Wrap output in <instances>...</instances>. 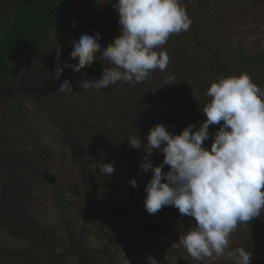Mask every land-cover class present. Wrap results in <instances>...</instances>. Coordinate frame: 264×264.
<instances>
[{
    "label": "rangeland",
    "instance_id": "obj_1",
    "mask_svg": "<svg viewBox=\"0 0 264 264\" xmlns=\"http://www.w3.org/2000/svg\"><path fill=\"white\" fill-rule=\"evenodd\" d=\"M218 1L222 6L217 9L226 20L222 22L226 25L224 30L221 26L218 30L230 39L229 44L238 43L248 53L256 55L263 52L264 0H213ZM2 8L4 6L0 5V10ZM80 36L63 38L53 31L42 53L23 62L8 83L0 87V116L7 102L13 101L23 110L31 127H36L34 140L37 137L45 145L53 144L58 156L44 163L23 148L13 151L9 145H0V264H35L36 258L48 259V253L51 254L48 264H149V257L157 264H236V249L242 248L248 228L237 227L230 234L229 247L223 256L213 255L197 261L182 246L174 248L172 244H178L173 238L176 232L195 223L194 218L182 217L172 206L149 214L143 202L132 199L129 177L145 182L140 164L131 160L140 150L129 146L128 137L136 135L142 144L146 143L144 138L149 129L161 123L165 105L157 106L141 122L137 120L139 130L136 125L128 130L124 128L122 120L131 113L130 104L114 106L117 107L115 115L108 112L113 104L108 95L111 85L99 91L81 89L86 104L81 108L72 105L78 95L75 83L98 79L103 68L112 67L97 53L91 70L85 67L81 72L73 73L70 68H64L60 79L56 80L57 62L61 68L65 63H78L70 58V53L73 42ZM100 38L103 48L109 41L101 35ZM190 52L194 61L204 65L200 55L193 49ZM65 79L70 81L73 92L58 91ZM153 81L156 84L158 76ZM200 97L204 102H210L208 96L204 99L201 94ZM82 109H85L84 115ZM209 133L211 139L215 133L211 126ZM88 137L94 138L93 145L110 157L109 163L114 167L111 175L103 176L102 173L100 181L87 176L84 153L92 147ZM114 148L123 159L113 157ZM153 153L162 154L157 150ZM100 160L101 163L104 161L97 155L92 161L93 170L99 168L95 164ZM129 162L133 167L125 173L128 176L119 180L121 183H112L111 178H118L127 168L124 164ZM53 178L66 199L76 204L72 208L77 209L80 216L70 208L55 205ZM258 219L261 233L251 248L259 264H264V213ZM53 227L57 229L60 241L50 235ZM42 232L46 233L42 236Z\"/></svg>",
    "mask_w": 264,
    "mask_h": 264
},
{
    "label": "clouds",
    "instance_id": "obj_2",
    "mask_svg": "<svg viewBox=\"0 0 264 264\" xmlns=\"http://www.w3.org/2000/svg\"><path fill=\"white\" fill-rule=\"evenodd\" d=\"M113 7L119 36L101 48L98 33L82 34L70 53L78 63H65L61 68L57 62L56 80L64 68L78 73L90 67L97 53L112 67L103 68L98 79L79 81L81 89L99 91L118 81L134 86L151 79L153 71L167 69L170 58L157 49L170 35L187 31L192 23L180 0H115ZM174 81V74L164 78L165 86ZM58 91L73 92L70 81L63 80ZM205 94L211 99L202 108L206 119L198 129L189 124L175 135L163 124H156L146 134V143L136 135L128 137L129 146L144 153L140 170L152 174L144 188V208L155 214L172 206L182 217L194 218V227L179 235V243L173 246H182L197 261L223 256L238 225L264 213V91L241 73L212 82ZM217 124L220 127L206 149L209 127ZM153 150L163 154L156 166L150 162ZM95 165L104 174L114 172L111 163ZM165 165L169 166L166 172ZM129 184L137 187L134 178ZM236 257V264H250L249 250L236 249ZM149 264L157 261L149 257Z\"/></svg>",
    "mask_w": 264,
    "mask_h": 264
},
{
    "label": "trees",
    "instance_id": "obj_3",
    "mask_svg": "<svg viewBox=\"0 0 264 264\" xmlns=\"http://www.w3.org/2000/svg\"><path fill=\"white\" fill-rule=\"evenodd\" d=\"M114 2L115 0H0V5L4 6L0 10V87L8 83L11 75L23 62L42 53L53 31L63 38L98 33L111 43L113 38L120 34L117 10L113 7ZM180 3L186 8V13L192 23L187 31L170 35L166 44L157 49V51L167 52L170 58L167 69L164 72L158 69L153 71L151 79L134 86L118 81L108 90V95L110 94L113 103L109 106V113L115 115L117 107L114 106L119 103L131 106V113L122 120L126 130L135 125L139 130L140 123L137 120L140 119L141 122L148 114L151 115V112L160 104L165 105L160 124H163L170 133L178 135L189 124L195 125L193 130L198 129L204 117L199 116L203 113L202 108L206 104V101L204 102L200 96L202 94L205 99V93L211 83L220 78L246 73L264 91V51L256 55L248 53L238 43L229 44L230 39L225 38L221 30H218L220 26L223 30L226 27L225 24H222L226 20L217 9L222 6V3L213 2V0H193L191 3L187 0H180ZM190 49H193L204 59L202 61L204 65L194 61ZM93 65L89 67L90 70ZM260 68L263 70L261 71ZM169 74L175 75V81L174 84L165 86L164 78ZM156 76H158V82L154 84L153 80ZM74 85V88L78 89V95L72 105L81 108L86 104L85 97H82L80 85L76 83ZM65 104L71 105L69 102ZM84 108L87 109V107ZM85 109H82L83 115L86 113ZM21 110L13 101L7 102L6 108L0 116V145L3 147L9 145L11 150L23 148L44 163L58 158L53 144L45 145L37 137L34 140V136L37 135L34 132L36 127H31V123H28V118H24V112ZM211 127L213 132H217L220 125H211ZM212 139L213 137L204 141L206 149H210ZM88 140L91 142L94 138L90 140L88 137ZM90 144L92 147H89L84 153V162L87 161V176L90 175L94 180L100 181L102 172L99 168L93 170L90 164L96 160L97 155L104 160L102 163H109L110 157L106 156L100 147L93 145V142ZM138 153V158L131 157V160L141 164L144 162V153L142 150ZM112 155L123 159L115 148L112 149ZM112 155L110 156L112 157ZM162 160V154L152 152L150 162L153 166L159 165ZM97 162L101 163V160ZM124 165L127 168L122 170L118 178L113 176L112 183H121L119 180L128 176L125 173L129 172V168L132 169L133 165L130 162ZM168 170L169 166L165 165L163 171ZM141 175L145 183L133 176L129 177L136 180L137 187L134 188L129 184V189L132 199L134 198L138 203L144 200V188L152 174L149 171L148 173L142 172ZM51 186L54 191L55 205L58 208L61 206L70 208L80 216L77 209L72 208L76 204L66 199L56 178L52 179ZM192 227H194V223L177 231L173 236L175 241L179 243V235L184 234ZM238 227L248 228L249 232L242 240V248L250 251V264H259L251 248L261 233V223L258 217L251 222L238 225ZM49 232L52 237H55V240L58 238L56 228L53 227ZM45 233L42 232V236ZM46 249L48 250V248ZM47 257L49 259L51 254L48 253ZM36 259H34L35 264H48V259L44 257L40 260ZM84 260L82 259V262Z\"/></svg>",
    "mask_w": 264,
    "mask_h": 264
}]
</instances>
